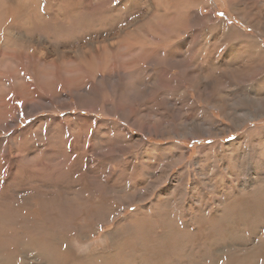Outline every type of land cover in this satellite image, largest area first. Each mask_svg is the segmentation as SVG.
<instances>
[{
    "label": "rangeland",
    "instance_id": "obj_1",
    "mask_svg": "<svg viewBox=\"0 0 264 264\" xmlns=\"http://www.w3.org/2000/svg\"><path fill=\"white\" fill-rule=\"evenodd\" d=\"M257 190L264 0H0V264H189ZM256 221L197 264H264Z\"/></svg>",
    "mask_w": 264,
    "mask_h": 264
},
{
    "label": "bare ground",
    "instance_id": "obj_2",
    "mask_svg": "<svg viewBox=\"0 0 264 264\" xmlns=\"http://www.w3.org/2000/svg\"><path fill=\"white\" fill-rule=\"evenodd\" d=\"M133 23V22H132ZM124 28V27H123ZM112 37V36H111ZM64 43V42H63ZM259 45V44H258ZM69 49V48H68ZM259 53V52H258ZM25 55V54H24ZM92 59V58H91ZM24 62V61H23ZM241 90V89H240ZM233 98V97H232ZM250 100V99H249ZM242 102V101H241ZM36 105L38 106L39 104L38 103H36ZM260 108V107H259ZM37 108L36 107H34L33 108V110L32 111H34V110H36ZM113 110H114V108H113ZM246 110V109H245ZM14 113H16V112H14ZM247 115H250V116H246V117H251L252 115H251V113L249 114V112H247L246 113ZM84 119V118H83ZM247 119V118H246ZM204 126H206V124L205 123H203L202 124V126H200V127H204ZM164 177V176H163ZM179 178H181V177H179ZM196 181V180H195ZM203 184V183H202ZM178 185V184H177ZM183 186V185H182ZM198 186V185H197ZM196 186H194V189H196L195 188ZM198 191H199V189H198ZM199 193V192H198ZM196 194V193H195ZM263 195V194H262ZM263 197V196H262ZM261 193H260V191L259 190H257V191H255V193H253L252 194V197H250V199H248V200H246V198H245V200L243 199V198H238V202H237V199H235L236 200V202L237 203H231V204H227L226 206H225V208H226V213H224L223 214V212H222V214L221 215H223V216H221V220H217V218L216 217H213L209 222H207V221H205L206 222V224H209V226L208 227H210V228H215L216 229V231H217V235L215 236V238L214 239H212V241H213V243H207V244H201V245H196V244H192V241H191V238H190V235H189V233L188 232H186L184 235H182V237H184L185 238V240H186V242H182L181 244L178 242V240H176L175 239V237H173V238H170V237H168V238H163V240L161 241L162 242V246H164V247H166L165 248V250H173V248L175 247V245H181L180 246V248H183L184 246H186L187 244H190V247H191V250H189V251H191L190 253H192L193 255H191L190 257H192L193 259L191 260L192 262H190L189 264H197L198 262H200V263H202V262H205V261H207V258H206V254H204L203 252L204 251H207L208 252V250H211V251H213L212 253H216V248L218 247V246H220L222 243H225V242H227V240H229V239H231V236L232 235H234V234H236L235 236H236V238L237 237H240V236H237V235H239V231L240 232H243L244 230L246 231V230H249V228H253V224H255L254 222H257L256 221V219L257 220H263L264 221V202L261 204ZM231 198H233V197H231ZM236 198V197H235ZM239 199H242V200H239ZM235 200H233V202L235 201ZM144 201V200H143ZM198 209V208H197ZM222 210H223V208H222ZM233 210H235L236 212L237 211H240V212H237L239 215L237 216V217H233L232 216V218L230 219V217H229V212H233L234 213V211ZM224 211V210H223ZM225 212V211H224ZM235 212V213H236ZM233 213H232V215H233ZM242 215V216H241ZM131 218V217H130ZM129 218V219H130ZM233 218H234V222H233ZM217 221V222H216ZM213 222H215V224L213 223ZM211 223H213L214 225H212ZM204 226H205V224H203V223H201V224H199V226L197 225L196 227H197V232H200V233H202V232H204V230L202 231V229H204ZM252 226V227H251ZM205 228H207V225H206V227ZM240 228H245L243 231H241V229ZM240 229V230H239ZM254 229V228H253ZM214 230V229H213ZM239 230V231H238ZM237 231H238V233H237ZM250 231V230H249ZM196 232V231H195ZM194 232V233H195ZM209 232V231H208ZM36 233V232H35ZM172 233H175V232H173L172 231ZM200 233H198L199 235H200ZM206 233V232H205ZM214 233H216L215 231L213 232V235H214ZM251 233V232H250ZM249 233V234H250ZM176 234V233H175ZM208 233H206V235H207ZM210 234V233H209ZM195 235V234H194ZM240 235H241V233H240ZM163 236V235H162ZM191 236H192V234H191ZM201 236V235H200ZM205 236V235H204ZM212 236V235H211ZM252 236V235H251ZM43 237V236H42ZM201 237H203V236H201ZM243 237V236H242ZM241 237V238H242ZM206 238H207V236L205 237V240H206ZM209 238V237H208ZM235 238V237H234ZM243 238H245V237H243ZM200 239V238H199ZM239 239V238H238ZM208 240V239H207ZM245 240V239H244ZM200 241V240H199ZM210 240H208V242H209ZM231 241H232V239H231ZM238 241V240H237ZM39 242H40V240H39ZM230 242V241H229ZM234 242V241H233ZM37 243V242H36ZM194 243V242H193ZM41 244V243H40ZM39 244V245H40ZM118 244V243H117ZM228 244V243H227ZM226 244V245H227ZM160 245V246H161ZM225 244H223L222 246H224ZM226 245H225V247H226ZM230 245V244H229ZM248 245V244H247ZM121 246H123V245H121ZM127 246H129V245H127ZM240 246H242L241 244H240ZM116 247H117V245H116ZM115 247V248H116ZM124 247V246H123ZM122 247V248H123ZM163 247V248H164ZM173 247V248H172ZM114 248V247H113ZM160 248V247H159ZM158 248V249H159ZM230 248V247H229ZM119 248L117 247L115 250H114V252H112V253H105L103 256H99L95 261L93 260V261H91L92 260V258H95V257H92L91 259H90V261H89V259H88V262H87V264H126V262L125 263H123V262H118V261H115V255H116V251H120V250H118ZM230 249H232V248H230ZM48 250V249H47ZM160 250V249H159ZM162 250V249H161ZM122 252H123V250H121ZM120 251V252H121ZM174 251V250H173ZM226 251V250H225ZM165 252V251H164ZM187 252V251H186ZM222 251H219V253H221ZM239 252V251H238ZM211 253V254H212ZM225 253H227V252H225ZM67 254V253H66ZM210 254V255H211ZM232 254H233V252H232ZM68 255V254H67ZM99 255H101V254H99ZM123 255H124V253H123ZM219 255V254H218ZM227 255V254H226ZM225 255V256H226ZM237 255V254H236ZM118 256V255H117ZM121 256V255H120ZM215 256V255H214ZM220 256H224V253L222 252V254H220ZM124 257V256H123ZM182 257V256H181ZM189 257V256H188ZM186 258V257H183V259L184 260H190L189 258ZM121 258V257H120ZM138 258V257H137ZM178 258H180L179 256H178ZM224 258V257H223ZM223 258H221L220 257V259H223ZM226 258V257H225ZM172 259V258H171ZM212 259V258H211ZM217 259H219V258H217ZM117 260V259H116ZM217 260L215 259V262H216ZM71 262V261H70ZM129 262V261H128ZM180 262H181V260H180ZM184 262V261H183ZM183 262H181V264L183 263ZM187 262V261H186ZM81 263V262H80ZM163 263V262H162ZM199 263V264H200ZM44 264H71V263H69V261H66V260H63V259H60V258H57L56 256L54 257V258H51V259H49V261L47 260V259H45V263ZM86 264V263H85ZM128 264V263H127Z\"/></svg>",
    "mask_w": 264,
    "mask_h": 264
}]
</instances>
